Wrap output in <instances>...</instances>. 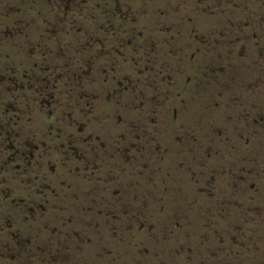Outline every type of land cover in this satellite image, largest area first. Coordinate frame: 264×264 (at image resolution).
Instances as JSON below:
<instances>
[{
  "label": "flooded vegetation",
  "instance_id": "obj_1",
  "mask_svg": "<svg viewBox=\"0 0 264 264\" xmlns=\"http://www.w3.org/2000/svg\"><path fill=\"white\" fill-rule=\"evenodd\" d=\"M0 264H264V0H0Z\"/></svg>",
  "mask_w": 264,
  "mask_h": 264
}]
</instances>
